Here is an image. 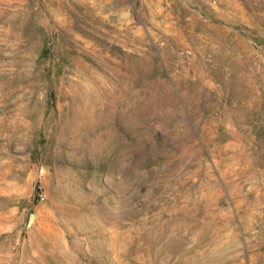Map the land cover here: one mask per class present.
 I'll list each match as a JSON object with an SVG mask.
<instances>
[{"label": "rangeland", "instance_id": "rangeland-1", "mask_svg": "<svg viewBox=\"0 0 264 264\" xmlns=\"http://www.w3.org/2000/svg\"><path fill=\"white\" fill-rule=\"evenodd\" d=\"M0 264H264V0H0Z\"/></svg>", "mask_w": 264, "mask_h": 264}, {"label": "water", "instance_id": "water-1", "mask_svg": "<svg viewBox=\"0 0 264 264\" xmlns=\"http://www.w3.org/2000/svg\"><path fill=\"white\" fill-rule=\"evenodd\" d=\"M35 219V215L34 214H31L30 215V219H29V222L32 223Z\"/></svg>", "mask_w": 264, "mask_h": 264}, {"label": "built area", "instance_id": "built-area-1", "mask_svg": "<svg viewBox=\"0 0 264 264\" xmlns=\"http://www.w3.org/2000/svg\"><path fill=\"white\" fill-rule=\"evenodd\" d=\"M42 199H43V197H42Z\"/></svg>", "mask_w": 264, "mask_h": 264}]
</instances>
